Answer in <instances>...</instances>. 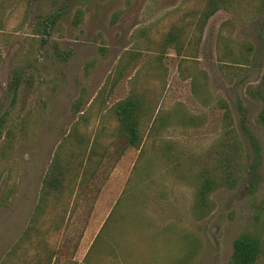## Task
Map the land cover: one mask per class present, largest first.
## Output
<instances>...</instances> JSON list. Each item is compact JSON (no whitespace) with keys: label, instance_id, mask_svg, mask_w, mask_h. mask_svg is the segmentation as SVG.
I'll return each mask as SVG.
<instances>
[{"label":"rangeland","instance_id":"1","mask_svg":"<svg viewBox=\"0 0 264 264\" xmlns=\"http://www.w3.org/2000/svg\"><path fill=\"white\" fill-rule=\"evenodd\" d=\"M210 1L0 0V264H161L179 235L227 264L264 194V0Z\"/></svg>","mask_w":264,"mask_h":264},{"label":"trees","instance_id":"2","mask_svg":"<svg viewBox=\"0 0 264 264\" xmlns=\"http://www.w3.org/2000/svg\"><path fill=\"white\" fill-rule=\"evenodd\" d=\"M211 8L203 14L202 23L206 21V19L215 11L216 2L214 0L210 1ZM20 81V76L15 75L11 80V88L14 91L18 86ZM75 107L78 108L80 105L79 102H75ZM75 109V112L77 111ZM136 106L135 101L131 98H127L121 101L116 102L112 106V111L116 115L119 122L122 124L124 129L128 134V142L132 144L137 135V127H136ZM256 121L259 125L264 126V100L262 101L261 108L256 116ZM0 132H1V120H0ZM80 140V139H79ZM248 140L251 145L252 153H253V163L249 165V169L252 170L256 168L257 161L260 156V147L256 144L253 136L248 135ZM79 142V141H77ZM59 154H54L50 165L48 166L44 176L42 178V184L40 188L39 201L42 202L45 192L48 189L57 190L61 187V180L64 179L62 175L63 167H67L69 164L67 162H61L58 157ZM223 180H227L229 178H221ZM213 184V180L209 177L203 176L201 178L200 184L196 191V201L198 209L202 210L206 203V195L210 191L211 185ZM49 187L46 189V187ZM39 203V204H40ZM111 212L108 214V218L110 217ZM252 226L248 229H244L240 231L236 236L233 237L231 241V253L228 258L227 264H258V259L261 257L262 262L260 264H264V194L260 197V199L253 205L252 208ZM95 241V239H94ZM93 241V242H94ZM188 241L187 237L179 235L176 240L177 251L176 253L169 258L167 261H161V264H186L187 263V251L188 246L186 244ZM175 243H173L174 245ZM175 246V245H174ZM187 250V251H186ZM116 255V254H115ZM29 264H53L49 261H33ZM158 264V263H157Z\"/></svg>","mask_w":264,"mask_h":264}]
</instances>
